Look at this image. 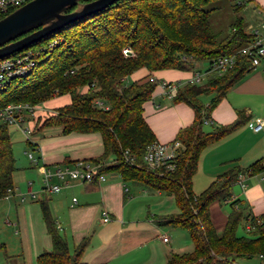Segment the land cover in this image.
Wrapping results in <instances>:
<instances>
[{"label":"trees","instance_id":"trees-1","mask_svg":"<svg viewBox=\"0 0 264 264\" xmlns=\"http://www.w3.org/2000/svg\"><path fill=\"white\" fill-rule=\"evenodd\" d=\"M89 1L79 0L66 12ZM215 1L118 0L15 53L14 56L30 50L33 66L0 89V109L11 103L37 105L68 95L69 103L56 107L54 113L42 119L37 115L32 133L55 126L61 127L63 133L98 132L103 152L92 160L101 164L96 176L114 172L123 181L174 198L179 212L162 216L157 222L187 230L193 249L180 254L171 252L164 264H236V258L244 254L264 257V214L247 216L232 201L220 235L209 214L210 203L231 197V187L239 172L253 174L264 169V156L246 169L235 167L218 175L200 193L192 190V178L202 150L244 122L243 113L238 112V118L230 124L210 131L203 129L204 125L212 124H204L210 110L250 69L246 56L237 54L232 68L220 75L212 73L205 84L186 82L178 86L172 101L189 105L194 119L175 135L174 140L181 142L175 168L151 170L142 163L146 146L156 140L143 116V103L151 98L158 80L146 76L128 81L127 77L141 68L149 72L194 71L195 63L207 60L211 64L214 59L236 53L254 36L246 30L247 22L242 16L234 19L225 35L215 33L210 23L214 8H206ZM228 1L233 3L234 12H238L251 0ZM124 48H129L131 53L125 55ZM201 95L210 96L207 104L201 101ZM27 143L35 148V143ZM16 170L8 126L0 123V199L13 189ZM38 201L51 248L37 256L36 264H86L82 258L86 239L70 250L55 226L46 199ZM245 219L253 227L252 233L238 236L237 228ZM4 250V244L0 243V252Z\"/></svg>","mask_w":264,"mask_h":264},{"label":"crops","instance_id":"crops-1","mask_svg":"<svg viewBox=\"0 0 264 264\" xmlns=\"http://www.w3.org/2000/svg\"><path fill=\"white\" fill-rule=\"evenodd\" d=\"M252 13L257 15L255 25L247 22L246 30L264 24V0H251ZM258 34L264 45V29ZM204 61L195 63L194 71H200L205 84L211 76ZM194 71L175 69L149 72L141 68L131 73L128 81L146 76L158 80L151 98L143 103V116L153 131L156 141L171 142L177 131L189 125L194 119L193 109L184 102H173L160 85L161 80L184 84L190 81ZM207 104L210 96L199 97ZM68 95L52 98L42 104L52 109L67 104ZM53 103V104H50ZM238 112L244 115V122L227 136L205 147L198 160L197 170L192 178V190L199 193L218 175L235 167L246 169L255 160L264 156V136L261 132L250 130L246 122L250 119L264 120V58L261 63L250 68L233 84L218 104L210 110L209 119L213 127L230 124L238 118ZM50 133L38 135L33 132L26 141L35 143L34 154L40 164L27 169L29 177L33 172L42 174L43 167L72 165L76 161H92L103 152L101 136L98 132L63 133L59 126L49 127ZM46 134V133H45ZM27 141V142H28ZM20 169L17 166V170ZM23 169V168H22ZM16 170V171H17ZM104 181L89 183L72 182L58 192L41 187L39 200L46 199L50 215L59 233L67 240L72 250L80 241L86 239L83 261L86 264H164L171 252L187 253L193 249V243L187 230L170 225L158 224L157 219L172 215L179 209L172 196L148 189L138 183L123 181L114 172L102 173ZM54 184L60 183L53 179ZM244 187L235 183L231 187V197L225 201H213L209 205V214L218 235L224 229L230 212L229 203L235 201L237 208L243 209L247 216L258 217L264 214V169L258 173L246 174ZM29 185V190H31ZM35 195V194H34ZM12 219L8 216L4 222L7 229L18 237L19 249L0 252L2 264H36L37 256L51 248V238L42 218L39 201L25 198L13 189L9 195ZM23 198V199H22ZM73 198L76 201H73ZM10 209V210H11ZM106 210L109 221L103 222L101 212ZM249 225L243 220L237 228L238 236H248ZM167 236L168 240H162ZM236 264H264L261 255L244 254L236 258Z\"/></svg>","mask_w":264,"mask_h":264},{"label":"built area","instance_id":"built-area-1","mask_svg":"<svg viewBox=\"0 0 264 264\" xmlns=\"http://www.w3.org/2000/svg\"><path fill=\"white\" fill-rule=\"evenodd\" d=\"M29 0H0V16L6 15L14 9L22 6ZM253 38L246 45L238 49L236 53L231 55L221 56L214 59L211 64H209L207 73H216L218 75L228 71L232 68L236 62V55L241 54L248 58L250 62V68L255 67L261 63L264 58V45L262 44V38L258 34L259 29H264V24H259L258 27H251ZM123 53L127 55L131 53L129 48H124ZM33 66V61L31 60V51L28 50L23 54L13 55L7 58L0 59V89L5 86V84L15 76L25 73ZM203 74L200 71H194L190 81L191 83H200L202 81ZM161 87L165 91L168 97H173L180 84L171 83L166 80H161ZM97 104L103 108H107L100 101ZM39 110V105H33L28 103H11L0 109V123H5L7 126L22 124L24 121L27 122V127L22 129L25 134L30 136L32 134L33 123L37 117V111ZM31 118V119H29ZM29 119V120H28ZM212 123L211 120H204V124ZM247 127L254 132H261L264 136V120L261 119H250L246 122ZM21 128V127H20ZM181 147V142L178 140H173L171 142H159L153 141L148 144L142 154V163L151 170H173L175 168V158L178 154V149ZM34 150V149H32ZM34 152V151H33ZM33 152H28L27 156L32 163V165H39L40 159L36 157ZM125 154L127 152L125 151ZM100 163L91 161H76L72 165L56 166L51 168L49 166L43 167L42 175L44 177L45 187L52 192H58L61 188L68 186L72 182L89 183L93 181H104L105 176L99 174L96 176ZM248 172H239L237 174L236 183L241 187H244L243 178ZM53 179H57L60 183L54 184ZM12 190L7 192L6 198L9 197ZM32 197L34 194L31 193ZM23 199V198H22ZM75 202L76 199L73 198ZM102 221L108 222L110 217L106 210L101 212ZM259 222L260 220L257 219ZM253 227L249 224L247 225V231H250ZM163 241H167V236L162 238Z\"/></svg>","mask_w":264,"mask_h":264},{"label":"rangeland","instance_id":"rangeland-1","mask_svg":"<svg viewBox=\"0 0 264 264\" xmlns=\"http://www.w3.org/2000/svg\"><path fill=\"white\" fill-rule=\"evenodd\" d=\"M249 3L250 2H246L238 12H234L233 3L228 0H216L215 2L206 6L207 9L214 8L211 11V15H210V23L213 31L217 33L219 36L225 35L230 31L231 24L233 23L234 19L238 16H242L246 22L255 25L256 21H258V19L256 18L257 15L252 13V10H250L252 7ZM204 63L206 64L205 65L206 67L209 66V62L207 60L204 61ZM37 105H39V110L37 111V115L40 114L38 116L41 119L47 117L48 115L54 113L55 111V109H52L51 105L49 104L48 106L45 104L42 105L37 104ZM26 127H27L26 121H24L22 124H19V126L17 125L8 126V131L12 141V150L16 158V165L20 168L17 171H15V173L13 174V185L15 191L23 194L26 199L28 197L34 199L36 197V194L37 196L38 195L40 196L39 191L41 190L42 186H45L44 183L45 181L43 175L39 172H36V170L33 172L34 174L32 178L29 177V173L25 171L26 168L31 169L34 168L35 166L32 165V163L30 162L27 156V153L33 152V150L26 141V139L30 136L27 137L25 132L22 130ZM208 128L209 127L205 126V130H207ZM43 129L44 130L40 131L39 132L40 134L38 135L46 136L48 133H50L49 127ZM34 155L37 157V154ZM29 185H31L32 187L31 190H29ZM194 191L195 193H199L198 190L194 189ZM31 193L35 194L34 197H32ZM9 198L10 197L7 198L4 197L0 199V237L1 240L6 244L8 252L11 253L15 249L16 250L19 249L20 247H19L18 237L12 233L11 229H7L4 226V222L6 221V218L8 216L10 217V219H12L13 208L11 209V201L9 200ZM39 199H40L39 197L35 198L36 201ZM190 250H192V247ZM1 256L3 255H0V264H2Z\"/></svg>","mask_w":264,"mask_h":264},{"label":"water","instance_id":"water-1","mask_svg":"<svg viewBox=\"0 0 264 264\" xmlns=\"http://www.w3.org/2000/svg\"><path fill=\"white\" fill-rule=\"evenodd\" d=\"M79 0H29L0 18V59L13 56L47 35L118 0H91L66 12Z\"/></svg>","mask_w":264,"mask_h":264}]
</instances>
